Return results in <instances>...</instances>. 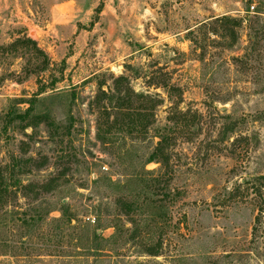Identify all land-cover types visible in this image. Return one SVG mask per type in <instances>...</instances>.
<instances>
[{
  "label": "rangeland",
  "instance_id": "374dc122",
  "mask_svg": "<svg viewBox=\"0 0 264 264\" xmlns=\"http://www.w3.org/2000/svg\"><path fill=\"white\" fill-rule=\"evenodd\" d=\"M0 170V264H264V0H0Z\"/></svg>",
  "mask_w": 264,
  "mask_h": 264
},
{
  "label": "trees",
  "instance_id": "16d2710c",
  "mask_svg": "<svg viewBox=\"0 0 264 264\" xmlns=\"http://www.w3.org/2000/svg\"><path fill=\"white\" fill-rule=\"evenodd\" d=\"M116 81H117L116 83H121V82L125 81V78L124 77H119V78L116 79ZM114 94L117 96V99L122 104L123 103L124 104L129 103L132 96H135V97H137L139 99H145V100L151 99L148 96L139 95V94L134 93L133 90L128 88V87L124 91L116 89ZM124 108L125 107L123 105L118 104L115 108L105 107L103 109V111L105 112V114H109V109L110 110L111 109H116V113L119 114L120 112L121 113L125 112ZM128 110L131 111V112L133 111L132 109H128ZM174 114L183 115L184 113L178 111V112H175ZM108 125L117 127L119 125V123L117 121L112 122L111 124H109V123H99L98 124V133L99 134H103V133H107L108 134V133H110V131L108 129L109 128ZM130 126H133V124H127V127H130ZM148 126L149 125H143L140 130L142 132H144V133H147ZM169 137H170L169 135H163V134H161L160 137H158L159 141L157 142V144H156V146L154 148V151H153L151 157L149 158L148 162H156V163L160 164L161 167H165L168 164L166 159H164L163 157L166 154V149H167V146H168L167 143L170 141ZM2 181L3 182L5 181V177H4V174L0 170V182H2ZM160 243L157 244V246L161 245ZM158 251L159 250H157V249L155 250L151 246H147V248L144 250V252L148 253L149 255H157L159 253Z\"/></svg>",
  "mask_w": 264,
  "mask_h": 264
}]
</instances>
